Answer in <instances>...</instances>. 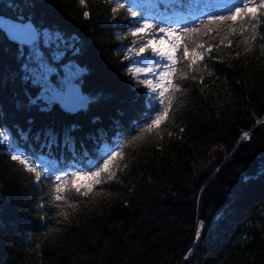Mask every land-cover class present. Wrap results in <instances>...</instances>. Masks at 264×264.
<instances>
[{"label":"trees","instance_id":"1","mask_svg":"<svg viewBox=\"0 0 264 264\" xmlns=\"http://www.w3.org/2000/svg\"><path fill=\"white\" fill-rule=\"evenodd\" d=\"M130 2L150 15L158 4L176 0ZM181 2L184 13H171L177 20L222 10L228 0ZM113 6L109 0H0V15L30 21L40 31L34 44L24 46L0 30V132L9 137L0 138V264H264L259 39L248 51L240 41L239 48L221 45L212 52L195 79L180 82L159 135L126 148L116 178L73 201L74 209L52 207L45 186L11 160L9 141L55 174L73 171L117 140L130 139L142 122L149 100L143 86L134 87L126 74L130 62L123 59L131 25L113 20ZM45 32L62 39L50 40ZM258 32L264 37V25ZM221 39L237 42L225 32L210 43ZM38 61L53 70L48 79L57 90L82 69L72 81L96 99L75 113L56 102L30 103L41 89L26 78L25 66L35 71ZM72 125L77 127L66 143L64 130ZM198 222L204 227L197 240Z\"/></svg>","mask_w":264,"mask_h":264},{"label":"snow or ice","instance_id":"2","mask_svg":"<svg viewBox=\"0 0 264 264\" xmlns=\"http://www.w3.org/2000/svg\"><path fill=\"white\" fill-rule=\"evenodd\" d=\"M80 3L84 4V0H80ZM109 3L114 5L111 7L113 20L126 19L131 25L127 33L132 37L131 46L123 50V59L130 62L125 66L126 74L135 82L134 87L144 88L149 100L148 112L142 122L136 123L130 139L124 143L117 140L104 148L95 161H89L73 171L59 169L60 174H55L48 163L17 151L15 145L9 141L11 160L34 174V182L45 186L54 201L51 206L55 208L63 209L67 205L74 209L73 201L78 202V198L88 197L90 193H94L96 186L114 180L117 170L121 169L124 150L142 141L148 134L159 135L162 126L171 118L176 95L181 93L180 82L195 79L194 74L201 70L206 59L211 58L212 52L220 50L221 45L239 48L240 41H243L244 51H248L253 42L259 39L260 46L264 49V37L259 36L258 32L260 26L264 25V0H228L222 10L179 20L171 13L173 10L184 13L181 0L171 4L160 3L157 5V12L150 15L141 12L130 0H109ZM83 15L88 17V12L85 11ZM225 32L235 34L237 42L234 44L233 40L229 39L227 44H224L221 39L217 44L210 43ZM16 33L23 37V42L27 44H34L39 38V33L30 26L16 29ZM45 35L54 41L62 39L57 33L45 32ZM205 37L207 39H204ZM12 38L17 39V34ZM145 53L148 55H144ZM36 55L39 56V53ZM25 71L30 72V76L26 78H30L34 86L43 90L36 100L30 99V103L35 104L43 100L51 104L59 101L67 112L75 113L87 110L88 105L96 99L82 95L72 84V79L79 76L82 69L70 73L66 81L67 92L57 91L52 87L48 77L53 70L47 64L40 63L38 71L28 69L26 65ZM68 96L73 97L74 102L71 105L63 102ZM257 123H264V120ZM76 127L72 125L64 130L66 143L72 140V132ZM0 138L9 139L3 132H0ZM243 138L247 139L248 134L244 133ZM52 142H55L54 137ZM39 207L43 208L44 205ZM58 215L66 217L63 210ZM39 218L46 219L47 216L42 215ZM203 227V222H198L195 230L197 240L202 235ZM191 251L190 249L189 253Z\"/></svg>","mask_w":264,"mask_h":264},{"label":"water","instance_id":"3","mask_svg":"<svg viewBox=\"0 0 264 264\" xmlns=\"http://www.w3.org/2000/svg\"><path fill=\"white\" fill-rule=\"evenodd\" d=\"M28 26H30L32 29L37 31L40 35V31L37 30V28L30 21L22 22V21L14 20L12 18L0 15V30L5 34V36L7 37L8 40H10L11 42H14L16 44H20V45H24V46L32 45V44L24 43L23 37H21L18 33H16V29H19L21 27H28ZM14 34H17V36H18L17 39L12 38ZM66 81H67V79H64L63 88L59 89L57 91L63 90L64 92H67ZM72 84L79 89V91L82 95L88 96L82 92L81 87L78 83L72 81ZM63 102L66 104H72L74 102L73 97L68 96L65 98V100ZM56 103H58L64 109L63 105L59 101H56Z\"/></svg>","mask_w":264,"mask_h":264},{"label":"rangeland","instance_id":"4","mask_svg":"<svg viewBox=\"0 0 264 264\" xmlns=\"http://www.w3.org/2000/svg\"><path fill=\"white\" fill-rule=\"evenodd\" d=\"M35 51L33 52V54H36V53H39L40 52V50H39V46H36L35 48ZM40 63H43V62H41V61H38L37 62V64H36V66H35V71H38L39 70V65H40ZM45 64V63H44ZM51 84V83H50ZM52 85V84H51ZM53 87V86H52ZM43 90L41 89V92H42Z\"/></svg>","mask_w":264,"mask_h":264},{"label":"bare ground","instance_id":"5","mask_svg":"<svg viewBox=\"0 0 264 264\" xmlns=\"http://www.w3.org/2000/svg\"><path fill=\"white\" fill-rule=\"evenodd\" d=\"M68 105H71V104H68Z\"/></svg>","mask_w":264,"mask_h":264}]
</instances>
